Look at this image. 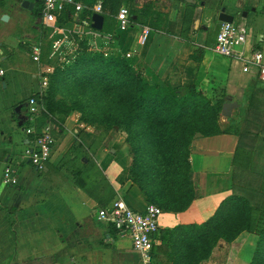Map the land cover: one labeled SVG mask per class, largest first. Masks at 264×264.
<instances>
[{
  "label": "crops",
  "instance_id": "0c3cea01",
  "mask_svg": "<svg viewBox=\"0 0 264 264\" xmlns=\"http://www.w3.org/2000/svg\"><path fill=\"white\" fill-rule=\"evenodd\" d=\"M27 1L34 3L32 11L38 6L36 0ZM194 1L137 0L135 8L147 7L148 14L139 18L132 15L125 29H118L116 21L105 22L103 17L105 31L95 38V47L129 54L134 67L150 82L173 88L193 84L213 102L223 99L222 104L233 101L238 107L246 105L247 97L260 87L257 68L248 59L257 51L264 55V0ZM222 9L233 16L232 22L245 34L231 56L214 50L222 22L216 17ZM10 10L1 8V15H8V23L11 19L18 22L20 18ZM63 22L71 28V21ZM144 25L150 33L140 44ZM40 41L43 52L44 45L49 50L47 28ZM6 57L0 56V66ZM46 58L38 63L37 72L23 71L38 85L32 87L30 82L23 98L12 89L11 109L0 116V264H172L156 261L150 254L146 260L128 238L117 236L114 227L97 216L99 208L118 198L134 209H144L148 204L130 178L131 157L124 132L87 124L77 111L67 114L62 122L40 114L37 123L50 122L55 137L50 161L38 171L22 159L28 135L23 130L27 115L26 111L20 113L21 103L32 93L45 90L41 87L42 69L56 67L57 62ZM247 62L248 70L243 71ZM4 71L1 88H13L17 70ZM18 105L20 111L14 113ZM237 141L231 133L193 138L189 160L196 196L183 211L162 212L161 228L201 223L232 194ZM7 164L15 168V185L2 182ZM255 239L253 232H244L232 242L220 240L202 264H248Z\"/></svg>",
  "mask_w": 264,
  "mask_h": 264
},
{
  "label": "trees",
  "instance_id": "16d2710c",
  "mask_svg": "<svg viewBox=\"0 0 264 264\" xmlns=\"http://www.w3.org/2000/svg\"><path fill=\"white\" fill-rule=\"evenodd\" d=\"M124 3L102 0L101 15L115 22ZM36 5L41 16V3L36 1ZM146 10L129 7V17L147 15ZM69 11L71 8L67 7L59 22L65 21ZM87 13L92 16L94 12L84 9L81 15ZM46 77L45 90L31 94L40 113L62 122L67 114L77 111L87 124L123 131L131 156L130 178L148 203L158 205L163 212L183 211L196 196L189 161L191 141L196 135L235 134L237 156L240 149H253V144L243 140V134L247 124L258 126L264 114V106L257 99L264 91L255 89L247 97L244 131L222 129L218 119L223 99L213 102L193 84L173 88L150 82L134 67L130 57L91 49L85 40L79 42L78 52L68 64L54 67ZM238 171L250 170L235 164L232 194L222 199L205 221L157 230L158 242L149 253L152 259L201 264L220 240L232 242L244 232H253L256 239L248 264H264V215L257 222L258 228L253 229L252 210L260 204L251 202L252 186L240 183Z\"/></svg>",
  "mask_w": 264,
  "mask_h": 264
},
{
  "label": "built area",
  "instance_id": "2783aa9c",
  "mask_svg": "<svg viewBox=\"0 0 264 264\" xmlns=\"http://www.w3.org/2000/svg\"><path fill=\"white\" fill-rule=\"evenodd\" d=\"M41 3V20L49 33V52L48 58L57 60L55 66L68 64L78 52L80 41H87L89 48L101 50L105 53L106 49L95 47V38L99 36L101 30L92 27V16L88 13L81 15L84 9L93 11L94 13L102 12V0H96L92 3H86L85 0H36ZM67 21L72 22V26L66 27L65 22H59V17L67 9ZM117 28L125 29L129 22V6L121 4L116 16ZM77 27L78 31H77ZM150 33L147 25L142 26L139 36V43L143 44ZM106 35H110L106 34ZM245 34L238 30L233 22H221L216 39L214 50L223 56H231L232 51L238 41H244ZM22 46H26L31 59L41 64L43 54L42 42L22 40ZM129 57V54H125ZM249 63H253L258 72V78L264 82V55L261 51L255 52L249 59ZM244 64L243 71L248 70L249 63ZM54 65L46 66L42 69L43 78L41 87L47 86L46 74L52 72ZM5 71L0 67V77ZM41 92V90H40ZM27 117L24 125V132L28 135L27 143L21 153L22 159L30 163L36 170L42 171L46 164L50 161L52 150L55 143V137L50 122L41 125L37 123L38 116L41 114V108L34 96H29L26 102ZM2 182L7 185H15L17 178L15 168L7 164L2 171ZM162 209L153 203H148L144 209H134L128 206L122 199H114L108 205L97 210V216L112 224L117 236L126 237L130 240L134 250L141 253L147 260L150 250L154 243L158 240L155 236L160 228L159 218Z\"/></svg>",
  "mask_w": 264,
  "mask_h": 264
},
{
  "label": "rangeland",
  "instance_id": "374dc122",
  "mask_svg": "<svg viewBox=\"0 0 264 264\" xmlns=\"http://www.w3.org/2000/svg\"><path fill=\"white\" fill-rule=\"evenodd\" d=\"M91 0H85L86 3H90ZM96 0H92L94 2ZM21 0H0V9L3 7L11 9L10 11L15 14L20 20L17 22L13 19L8 23V21L0 20V56L6 55V62L3 61L0 66L3 69L15 68L17 71L14 76L16 77L15 86L11 88H1L0 86V116L4 112L10 111L11 106L9 104V99H12L9 95L12 89H16L15 92L17 94H22V98L26 96L24 92L28 91L30 82H32V87H36L38 85V81L32 80L30 81L29 75H25V72H37L38 63L33 61L26 50V46L21 45V41L30 40L38 41L41 39L43 31L46 29L42 24V20L38 14V6H35L34 10L23 9L20 5ZM122 2H126L124 4H128V6L133 10L136 6L137 0H122ZM38 7V8H37ZM0 11V15H1ZM4 13V12H3ZM1 19V16H0ZM110 20V18L105 17V22ZM28 37L30 39H28ZM44 43V42H43ZM44 45V44H43ZM43 47V46H42ZM45 51L42 54L41 62L47 60L46 56L49 52L48 48L44 45ZM46 58V59H45ZM1 84V82H0ZM258 90L263 93L264 91V82H259ZM24 93V94H23ZM252 95V93L250 94ZM258 101L264 106V95L260 94L258 96ZM27 99L23 100L22 111L20 113L26 111L27 108L25 106ZM25 103V104H24ZM248 107L244 104L243 106L236 107L232 110V114L229 117H224L221 114L219 115V125L222 129L229 128L230 131L237 130L240 133L244 131V127H246V112ZM253 109H251L252 111ZM14 113H16L15 109H13ZM262 121L261 124L257 123H249L247 124V131L244 132L243 140L248 144H253V149H240L237 152V156L235 159L236 165H243L244 168L249 169L248 172H239L240 183L244 182V184H248L252 186V192L250 193L251 202L254 205L260 204L259 208H254L252 210V224L251 227L253 229H257V222L260 219V216L264 215V114L261 115ZM104 129L107 127L105 125H101ZM121 132V131H120ZM123 132V131H122ZM121 132V133H122ZM257 134L256 136L254 134ZM126 136V134H123ZM23 151V149H22ZM21 151V153H22ZM131 157V156H130ZM190 158V157H189ZM190 161V160H189ZM192 179L196 188V179L193 174V170L191 169ZM1 179V178H0ZM254 187V188H253ZM262 191V192H261ZM226 242V241H225ZM219 242L216 244V246ZM215 246V247H216ZM214 247V248H215ZM213 248V250H214ZM212 250V251H213ZM212 254V253H211ZM248 254V253H247ZM211 256V255H210ZM210 258V257H209ZM208 258V259H209ZM207 259V260H208ZM205 260V261H207ZM204 262V261H203ZM202 264V263H201ZM205 264V263H203Z\"/></svg>",
  "mask_w": 264,
  "mask_h": 264
},
{
  "label": "water",
  "instance_id": "95a60500",
  "mask_svg": "<svg viewBox=\"0 0 264 264\" xmlns=\"http://www.w3.org/2000/svg\"><path fill=\"white\" fill-rule=\"evenodd\" d=\"M187 2L194 3V0H186ZM34 3L29 2L27 0L22 2V6L24 8H29L32 9ZM216 19L222 22H232L233 21V16L226 13L224 9H222ZM8 20V15L7 14H2L1 15V21H7ZM103 26V16L100 13H93L92 14V27L95 29H102ZM4 85V84H3ZM237 107V103L233 101H227L222 104L221 107V115L224 117H229L232 113V110ZM21 105L16 106L15 111L18 112L20 111Z\"/></svg>",
  "mask_w": 264,
  "mask_h": 264
}]
</instances>
